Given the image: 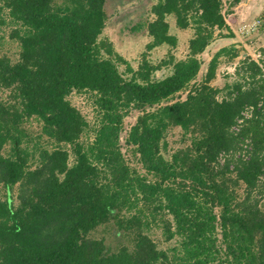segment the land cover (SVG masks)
<instances>
[{"label":"trees","instance_id":"trees-1","mask_svg":"<svg viewBox=\"0 0 264 264\" xmlns=\"http://www.w3.org/2000/svg\"><path fill=\"white\" fill-rule=\"evenodd\" d=\"M110 1L0 0V264H264V56L203 55L240 0H147L136 66Z\"/></svg>","mask_w":264,"mask_h":264},{"label":"rangeland","instance_id":"rangeland-1","mask_svg":"<svg viewBox=\"0 0 264 264\" xmlns=\"http://www.w3.org/2000/svg\"><path fill=\"white\" fill-rule=\"evenodd\" d=\"M120 2L123 3L122 4L123 7L121 9L119 8L117 14L111 17L108 23L109 28L105 30L104 35L111 40L116 52L120 53L121 55H124L127 60L132 62L133 66H136L140 53L146 52V43H145L146 37L140 36L139 35L140 33L129 32L127 31L126 27L135 24L143 17L144 12L150 2H147V0H135V1L111 0L108 4L109 5L108 12L113 13L114 9L119 5ZM259 2L264 3V0H259ZM236 6L237 5L231 7V9L236 8ZM229 8H230L229 0H222V12L225 13ZM256 19L257 18H255L254 21ZM253 22H251V19H249L247 23H245L242 27L247 28V25L250 26V24L251 23L253 24ZM232 27L234 28L233 33L235 32L233 37H229L226 39L217 38L216 45L211 48L210 52L209 49H207L203 53V55L206 58H209L211 54L215 52V50L218 48L219 45L236 43L235 45L237 49H241L245 51L246 52L245 54L250 55L252 59H255L256 61L262 59L264 56L263 39L259 40L258 38L255 39L249 38L250 34L246 35L245 32H241L240 30H238V28L236 29L234 26ZM257 27H259V25L255 26L252 30H256ZM248 29L250 31L251 27H248ZM187 36H188V31L179 32L177 50L173 51L175 52L176 55L178 56L184 55L187 45ZM261 36H264V34ZM1 40L2 42L0 43V54L6 53L15 56V53L17 52L16 43L10 40L7 34L4 35L3 39ZM165 51H166L165 47L151 50L148 52L149 54L148 59H150L152 62H155L159 58L164 56ZM204 66L205 65L203 64L202 69L198 74L197 80L201 78L202 72L205 71L206 67ZM231 66H228L224 63H220L216 69L217 77L214 78L211 81V83L213 85L222 86L226 80H231L233 78V76H231V73L233 72V67ZM225 77L227 79H225ZM71 102L76 107H78L83 114H86L87 118L91 119L92 117L91 109L88 103H86V99L84 96L73 95L71 97ZM135 117H136V112L131 113L129 116L126 117L125 124L126 125L131 124L134 121ZM30 124H31L30 129L32 130V133L38 134V131L40 129L39 124L34 120ZM172 133L173 134L169 136V140L173 144L174 142L177 141V139L180 138V134H178L177 129L172 131ZM104 231H107V229H104L103 233Z\"/></svg>","mask_w":264,"mask_h":264},{"label":"crops","instance_id":"crops-1","mask_svg":"<svg viewBox=\"0 0 264 264\" xmlns=\"http://www.w3.org/2000/svg\"><path fill=\"white\" fill-rule=\"evenodd\" d=\"M258 17H261L262 23L256 30H245L247 29L246 27L243 29L244 27L242 26L247 23L249 19L253 22L254 19ZM225 22L232 31H234L232 27L234 26L241 32H245L246 35L250 34L249 38L263 39L264 42V36H261L264 34V3H260L259 0H240L236 8L230 9V12L225 14ZM223 33H225V31H223Z\"/></svg>","mask_w":264,"mask_h":264},{"label":"built area","instance_id":"built-area-1","mask_svg":"<svg viewBox=\"0 0 264 264\" xmlns=\"http://www.w3.org/2000/svg\"><path fill=\"white\" fill-rule=\"evenodd\" d=\"M261 23H262V19H261V17H258V18L253 22L252 25L247 26V29H245V27H244L243 29H245V30H249L248 27H251V30H252L255 26H257V25H261Z\"/></svg>","mask_w":264,"mask_h":264}]
</instances>
